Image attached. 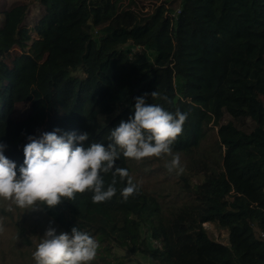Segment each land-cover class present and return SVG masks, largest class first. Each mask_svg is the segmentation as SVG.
<instances>
[{
  "label": "trees",
  "instance_id": "1",
  "mask_svg": "<svg viewBox=\"0 0 264 264\" xmlns=\"http://www.w3.org/2000/svg\"><path fill=\"white\" fill-rule=\"evenodd\" d=\"M35 2L31 27L25 3L0 19V144L18 177L29 136L87 133L84 148H107L145 94L187 113L172 146L183 173L167 171L171 156L121 154L115 167L136 194L125 200L127 178L116 177L110 200L78 193L42 212L62 233L98 241L91 264H127L115 249L150 264H264V0ZM21 100L30 105L17 121ZM102 175L106 190L112 175Z\"/></svg>",
  "mask_w": 264,
  "mask_h": 264
},
{
  "label": "clouds",
  "instance_id": "2",
  "mask_svg": "<svg viewBox=\"0 0 264 264\" xmlns=\"http://www.w3.org/2000/svg\"><path fill=\"white\" fill-rule=\"evenodd\" d=\"M147 95L135 99L134 117L127 122L122 120L111 131L112 143L107 148L100 143L84 148L83 142L89 139L87 133L57 135L56 129L44 133L40 139L29 136L18 177L15 163L3 155L5 146L0 144V199L12 201L20 208L32 209L38 204L54 208L64 200H74L78 193L92 192L93 202L103 203L116 194L119 177L122 181L127 178V186L121 193L126 200L138 189L127 169L115 167L121 154L136 161L171 156L167 171L183 173L180 157L173 154L172 146L182 134L187 113H171L160 105L146 103ZM150 95L159 94L154 91ZM74 142L81 146L74 147ZM108 173L112 181L105 190L102 174ZM98 248V241L78 228L74 227L71 234L59 235L55 229H49L33 258L36 264H91Z\"/></svg>",
  "mask_w": 264,
  "mask_h": 264
},
{
  "label": "rangeland",
  "instance_id": "3",
  "mask_svg": "<svg viewBox=\"0 0 264 264\" xmlns=\"http://www.w3.org/2000/svg\"><path fill=\"white\" fill-rule=\"evenodd\" d=\"M19 3H25L28 6L26 23L28 27H31L33 20L41 14L42 10L35 0H0V19L6 10ZM32 38L36 36L32 35ZM29 105L30 102L21 100L15 106L13 118L17 121L22 120L28 114ZM193 182L197 183L196 180ZM0 226L3 227V231H0V264H36L33 253L44 238L45 232L55 229L57 235L62 233L38 205L32 209L20 208L14 202L3 199H0ZM204 227L209 239L227 244L225 230L218 229L212 223H205ZM114 251H117L127 264H150L147 259L139 255H129L117 249Z\"/></svg>",
  "mask_w": 264,
  "mask_h": 264
}]
</instances>
